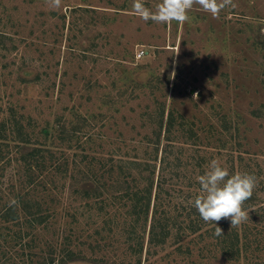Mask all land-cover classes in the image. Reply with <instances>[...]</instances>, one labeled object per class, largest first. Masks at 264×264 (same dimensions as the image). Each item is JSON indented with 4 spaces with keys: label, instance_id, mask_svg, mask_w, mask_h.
Returning a JSON list of instances; mask_svg holds the SVG:
<instances>
[{
    "label": "rangeland",
    "instance_id": "rangeland-1",
    "mask_svg": "<svg viewBox=\"0 0 264 264\" xmlns=\"http://www.w3.org/2000/svg\"><path fill=\"white\" fill-rule=\"evenodd\" d=\"M233 3L218 18L194 7L184 24H156L133 0H0V146L16 158L40 147L31 211L48 215L0 224V264H264V0ZM212 159L257 178L237 227L251 243L233 256L206 223L189 228ZM19 174L0 163V209ZM89 176L101 198L82 195ZM150 181L147 213L113 192L128 186L144 203ZM156 202L168 230L151 243ZM67 249L74 260L61 263Z\"/></svg>",
    "mask_w": 264,
    "mask_h": 264
},
{
    "label": "clouds",
    "instance_id": "clouds-1",
    "mask_svg": "<svg viewBox=\"0 0 264 264\" xmlns=\"http://www.w3.org/2000/svg\"><path fill=\"white\" fill-rule=\"evenodd\" d=\"M49 2L52 7L59 8L62 0ZM229 6H235L233 0H159L153 9L145 6V0H133L132 11L145 22L151 20L156 24H171L175 21L184 24L189 21V12L194 7L218 18L221 11ZM197 180L200 193L190 203L205 223L215 225L216 236L223 235V229L218 226L221 220H229L231 228H234L249 219L244 205L253 196L257 185L254 175L247 172L230 174L220 160L212 159L207 171Z\"/></svg>",
    "mask_w": 264,
    "mask_h": 264
},
{
    "label": "trees",
    "instance_id": "trees-1",
    "mask_svg": "<svg viewBox=\"0 0 264 264\" xmlns=\"http://www.w3.org/2000/svg\"><path fill=\"white\" fill-rule=\"evenodd\" d=\"M165 128H167V132L171 129L172 126V115L170 114L169 117H167L166 122L164 124ZM75 128V127H74ZM21 142L26 143L23 138H20ZM168 139V138H167ZM40 151V147H32L30 151L20 153V156L18 158L16 157H9L5 156L7 152L2 150L0 146V163L6 159L8 163L10 162H16L19 164V168L24 172L25 177L19 174V183L17 184H12L9 190L14 194V198L11 202L7 203L4 205V208L0 209V224H12V225H18L19 227L22 226V224H28L31 225L33 221L37 222V224H46L48 221V215L43 214L41 212V209H37V212H32L31 210L34 208L35 204L33 201H35V198L38 196L37 194V189L40 187H43V181H36L34 180V169L35 168H45V160L46 157H41L39 156L38 152ZM48 162V161H47ZM45 171H47L45 169ZM140 172L143 174V172H146L144 167L141 168ZM46 172L45 174H47ZM85 182L86 184H91L89 187H83L82 188V195L87 198V199H98L101 198L102 194L104 191H102L99 185L96 183L91 182V177H81L80 181ZM158 181V180H157ZM162 180H159L157 182V188L160 189V184ZM78 182V181H77ZM46 184V182H45ZM147 187H145L144 191H146V197H144V203H140L143 200V198L137 197V192L136 191H130V189L125 187L124 189L118 190L117 188L113 192H120L122 190V196L129 197L130 200H132V208L133 212L136 213L137 209L136 207H139L141 210H144L145 213L148 212L149 209V196L151 197V187L153 183L151 181L146 184ZM28 186V187H26ZM32 188L33 193H29V189ZM139 189V188H138ZM131 192V193H130ZM48 196V194H47ZM155 200L159 199V192L155 194L154 197ZM37 200V199H36ZM156 202V207L155 210L153 209V218H152V223H151V229H150V238L149 241L151 243H155L154 238L161 236V239H164V237L167 234L168 226L163 224L162 221V214H159V212H163L160 210L162 207L161 204ZM140 205V206H139ZM193 206V205H192ZM191 206V207H192ZM139 209V210H140ZM195 216V217H193ZM187 217L190 218V226L189 228L191 229L190 231L195 232L199 230L200 226L204 224L205 222L200 218V215L197 211V214L193 215V213L188 212ZM166 224V223H165ZM204 229V233L207 234L210 237H213L217 244L222 246L224 249L225 254L228 256H233L236 253H240L241 250H244V252L247 249L248 243L250 242V235L248 236L247 231L241 229V228H230L226 231H223V235L221 236H216L215 233V225H207ZM201 236L203 235V232L201 231L199 233ZM160 239V240H161ZM249 240V242H247ZM259 241V239H258ZM251 243V242H250ZM217 246V245H216ZM64 251V250H63ZM67 256L65 257L64 256ZM62 256H60V261L65 262L66 260L73 261L74 260V252L71 251L70 249H67ZM44 262V261H43ZM46 262V261H45Z\"/></svg>",
    "mask_w": 264,
    "mask_h": 264
},
{
    "label": "built area",
    "instance_id": "built-area-1",
    "mask_svg": "<svg viewBox=\"0 0 264 264\" xmlns=\"http://www.w3.org/2000/svg\"><path fill=\"white\" fill-rule=\"evenodd\" d=\"M144 53V50L140 49L137 51L136 56H141Z\"/></svg>",
    "mask_w": 264,
    "mask_h": 264
},
{
    "label": "water",
    "instance_id": "water-1",
    "mask_svg": "<svg viewBox=\"0 0 264 264\" xmlns=\"http://www.w3.org/2000/svg\"><path fill=\"white\" fill-rule=\"evenodd\" d=\"M255 197L254 196H252V197H250L248 200H253Z\"/></svg>",
    "mask_w": 264,
    "mask_h": 264
}]
</instances>
